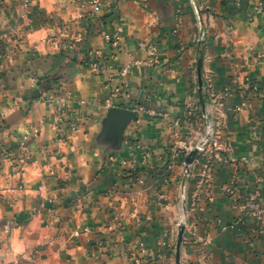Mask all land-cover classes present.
<instances>
[{
  "label": "crops",
  "instance_id": "obj_1",
  "mask_svg": "<svg viewBox=\"0 0 264 264\" xmlns=\"http://www.w3.org/2000/svg\"><path fill=\"white\" fill-rule=\"evenodd\" d=\"M0 55V264H264V0H0Z\"/></svg>",
  "mask_w": 264,
  "mask_h": 264
},
{
  "label": "built area",
  "instance_id": "obj_2",
  "mask_svg": "<svg viewBox=\"0 0 264 264\" xmlns=\"http://www.w3.org/2000/svg\"><path fill=\"white\" fill-rule=\"evenodd\" d=\"M95 4V2L93 3L92 2V5ZM121 40H122V29L120 27H118L116 29V31L113 33L112 36L108 37V43L111 45V47L114 49V50H117L119 48V45L121 43ZM147 52L149 53V55L153 56L154 55V48L149 46L147 47ZM1 57V55H0ZM102 65H105L103 63V60L98 56V55H95V61L91 62L90 64V67L97 73V74H103V75H106L107 77H111L112 76V69H113V65L112 64H108V65H105L104 67ZM125 73V69H121L119 71V74L120 75H123ZM115 97V94L113 93L112 94V97L110 98L109 101H107L106 103V107L107 108H110L111 105H112V101H113V98ZM141 110V107H134L132 109V111H134L136 114L137 112H139ZM74 128V126H73ZM209 138H210V134L207 133L205 135V137H203V139L198 143H202L201 144V147H202V151H204V148L205 146L208 144V141H209ZM198 144H195V143H188L187 145H185L181 152L183 154H188L190 151H192ZM212 147H216L217 146V142L216 141H212L211 143Z\"/></svg>",
  "mask_w": 264,
  "mask_h": 264
},
{
  "label": "water",
  "instance_id": "obj_3",
  "mask_svg": "<svg viewBox=\"0 0 264 264\" xmlns=\"http://www.w3.org/2000/svg\"><path fill=\"white\" fill-rule=\"evenodd\" d=\"M203 88H204V83H203V76H202V71H201V59L198 61V67H197V95L199 98V103L201 106L202 114H203V119L206 121V123L209 125L208 122V117L206 114L205 110V100L203 97ZM116 110L114 108H109L108 109V114L115 112ZM127 115L129 116L130 121H136L137 120V114L129 110L127 112ZM201 144H198L192 151H190L184 158V163H185V171H188V167L194 162L196 158H198L202 151ZM184 230L185 227L183 224H180L178 226V232H177V237H176V244H175V264H180V251H181V246L183 244V235H184Z\"/></svg>",
  "mask_w": 264,
  "mask_h": 264
},
{
  "label": "trees",
  "instance_id": "obj_4",
  "mask_svg": "<svg viewBox=\"0 0 264 264\" xmlns=\"http://www.w3.org/2000/svg\"><path fill=\"white\" fill-rule=\"evenodd\" d=\"M48 87L46 92L50 95L55 94L58 90H59V84L57 79H50L49 81H47ZM46 96V95H45ZM204 100H205V96L203 94Z\"/></svg>",
  "mask_w": 264,
  "mask_h": 264
}]
</instances>
